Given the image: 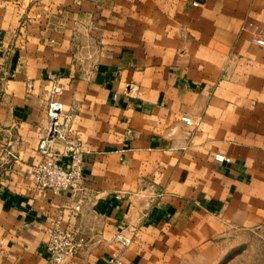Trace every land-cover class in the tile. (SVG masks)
<instances>
[{
    "label": "crops",
    "instance_id": "1",
    "mask_svg": "<svg viewBox=\"0 0 264 264\" xmlns=\"http://www.w3.org/2000/svg\"><path fill=\"white\" fill-rule=\"evenodd\" d=\"M258 28L264 0H0V264H54L57 218L88 242L63 264H264ZM52 101L77 194L32 180Z\"/></svg>",
    "mask_w": 264,
    "mask_h": 264
},
{
    "label": "built area",
    "instance_id": "2",
    "mask_svg": "<svg viewBox=\"0 0 264 264\" xmlns=\"http://www.w3.org/2000/svg\"><path fill=\"white\" fill-rule=\"evenodd\" d=\"M196 5V4H195ZM254 43L264 47V28H258ZM50 129L47 137L39 144L42 159L32 166V180L35 188L50 190L55 193L72 191L79 193L83 190L84 165L87 150L82 143L67 134V122L62 121L63 104L52 101L49 104ZM184 122H189L187 118ZM62 143V150H57L54 144ZM67 159L62 162L61 158ZM219 162L229 161L224 154H217ZM114 240L123 247H128L133 238L117 234ZM86 238L79 232L64 227L59 218L49 222L47 226V251L54 264H63L67 259L78 255L87 246ZM100 264V263H96ZM102 264H121L118 255L109 256Z\"/></svg>",
    "mask_w": 264,
    "mask_h": 264
},
{
    "label": "rangeland",
    "instance_id": "3",
    "mask_svg": "<svg viewBox=\"0 0 264 264\" xmlns=\"http://www.w3.org/2000/svg\"><path fill=\"white\" fill-rule=\"evenodd\" d=\"M241 255H243V256H242V259H243L242 262L245 263V260H244V259H245V257L248 256V253L242 252Z\"/></svg>",
    "mask_w": 264,
    "mask_h": 264
}]
</instances>
